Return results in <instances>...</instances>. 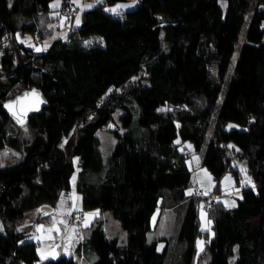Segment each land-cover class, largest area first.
Returning <instances> with one entry per match:
<instances>
[{
  "label": "trees",
  "instance_id": "trees-1",
  "mask_svg": "<svg viewBox=\"0 0 264 264\" xmlns=\"http://www.w3.org/2000/svg\"><path fill=\"white\" fill-rule=\"evenodd\" d=\"M50 1L0 0V152L7 147L18 154L16 162L0 165V264L36 263V245L15 225L32 214L41 221L37 207L53 206L67 193L73 158L82 210L107 213L125 233L119 246L100 221L93 223L74 249L86 264H264V0H138L118 18L102 7L128 0H101L65 39L36 53L15 35L35 31L26 18L45 12ZM247 14L245 42L216 112ZM89 37L100 44L84 47ZM17 87L39 89L47 103L28 118L30 139L11 131L19 128L1 109ZM229 122L243 128L227 132L236 148L208 135ZM113 123L125 131L112 130L115 142L104 164L95 134ZM185 142L201 153L216 182L230 173L239 184L235 164L243 161L255 186L242 188L234 208L221 197L205 208L212 231L206 263L196 249L203 232L195 204L222 191L187 193ZM152 161H167L175 171L147 174ZM176 209L183 218L174 249L170 237H150L162 215ZM40 264L77 263L58 257Z\"/></svg>",
  "mask_w": 264,
  "mask_h": 264
},
{
  "label": "rangeland",
  "instance_id": "rangeland-1",
  "mask_svg": "<svg viewBox=\"0 0 264 264\" xmlns=\"http://www.w3.org/2000/svg\"><path fill=\"white\" fill-rule=\"evenodd\" d=\"M9 3L11 0H7ZM138 0H128L125 2H118L111 5L103 6V12L112 17L118 18L124 12L130 11L136 7ZM53 4H58V7H52ZM66 7L61 8L62 0H51L48 3L47 10L45 12L39 13L36 16L26 18V23H33L36 27L35 31L17 33L15 39L17 42L22 44L24 47L32 49L36 53L43 52L48 47L50 42L54 39H65L71 30H74L80 25L81 15L84 11L90 10L97 5L101 4V0H67ZM220 5L225 9L226 3L220 1ZM90 6V7H89ZM115 9V11H111ZM250 22V14H247L244 20V24L240 31L238 42L235 45L234 53L231 57L230 64L226 73L225 81L220 91L217 103L216 112L221 106V103L225 96L226 85L230 79L233 72V68L237 61L239 52L243 43L245 42V33ZM66 24L68 29L64 30L62 28L63 24ZM264 26V23H263ZM1 40L0 44H4ZM84 47H88L93 44H100V41L96 37H89L82 42ZM37 49H40L37 51ZM20 89L14 88L12 93H17ZM119 113L115 114V123L117 125V116ZM115 123L110 124L108 129L105 131L97 130L96 137L98 139V149L101 154L103 163L105 164L112 146L115 142V137L112 132L113 129H117L119 133H123L125 130L118 128ZM116 126V127H115ZM224 130H210L208 135L215 134L227 141V145L230 148H236L232 141L228 140L227 132L232 129L243 130L240 125L236 123L229 122L225 125ZM13 133H16L21 139H30L32 137L31 131L26 127H20L16 129L10 127ZM73 135L62 141V147L66 146V143L72 138ZM180 150L184 151L187 157V164L190 170V186L187 193H190L191 189H197L200 196L205 197L216 193L217 191L224 192V195L219 199L225 207L234 208L237 206L238 201L242 197V188L250 187L255 188L252 178L246 172V167L243 161L236 162V167L240 174V183L238 184L235 177L230 173L224 175L219 182L213 179L210 171L202 165L201 163V153H195L193 151V146L190 142H185L180 146ZM18 159V154L7 147L3 148L0 152V165H10L16 162ZM161 162V161H160ZM163 161V163H156L154 166L153 173L156 174H167L169 173V166ZM75 159L73 158V166L75 171L70 177V188L65 194H61L56 200L55 204L52 206L53 212L41 221L34 222V214L27 215L25 219L17 222L15 225V230L24 232L27 236L24 238L25 241H31L36 245L35 250L38 251V259L35 264H40L48 259H56L61 257L63 262L72 263L74 258H76V253L74 249L78 243L76 236L85 237L90 229V226L100 221L102 223V230L105 232L107 237H114L117 239L119 246L125 243V233L120 228L117 221H115L107 213H101L96 209L83 211L81 208V198L79 193L75 188L76 180V170ZM149 166V165H148ZM149 169V167H148ZM148 171V170H147ZM200 208L198 209L199 216V230L203 234L196 238V249L198 257L201 256V263H206L209 261L210 255L205 252L206 242L212 236L211 222L208 217V212L203 207L204 199L198 201ZM235 206H230V205ZM73 214V223L69 224L68 219L70 215ZM158 217V212L154 215V220ZM183 214L179 213L177 209L175 211H166L158 225V228L153 232L150 238L159 237H170L174 240L177 237ZM155 222V221H154ZM2 226L0 224V231ZM159 243V248L161 250L162 243ZM198 242H200L198 244ZM175 240L172 243V247L176 248ZM36 251V252H37ZM232 263L235 258L231 259ZM85 264V263H80Z\"/></svg>",
  "mask_w": 264,
  "mask_h": 264
},
{
  "label": "water",
  "instance_id": "water-1",
  "mask_svg": "<svg viewBox=\"0 0 264 264\" xmlns=\"http://www.w3.org/2000/svg\"><path fill=\"white\" fill-rule=\"evenodd\" d=\"M47 105L41 91L35 87L22 89L5 99L1 105L2 112L11 123L20 128L27 124L32 114H38ZM40 218H46L53 212L51 205H40L36 209Z\"/></svg>",
  "mask_w": 264,
  "mask_h": 264
},
{
  "label": "built area",
  "instance_id": "built-area-1",
  "mask_svg": "<svg viewBox=\"0 0 264 264\" xmlns=\"http://www.w3.org/2000/svg\"><path fill=\"white\" fill-rule=\"evenodd\" d=\"M62 28L64 30L68 29V27H67V25L65 23L63 24ZM101 130L103 131V129H101ZM191 195L194 196V197H202V196H200L199 191L197 189H193L192 192H191ZM223 195H224V192H222L218 196H211V197H207V198H201V199H204L203 207L204 208H208L209 206H211L216 200H218ZM195 208H197V209L200 208L199 203L195 204ZM73 218H74V216H73V214H71L67 223H69V224L73 223ZM76 238H77L76 240L78 242H81L83 240V237L76 236Z\"/></svg>",
  "mask_w": 264,
  "mask_h": 264
},
{
  "label": "crops",
  "instance_id": "crops-1",
  "mask_svg": "<svg viewBox=\"0 0 264 264\" xmlns=\"http://www.w3.org/2000/svg\"><path fill=\"white\" fill-rule=\"evenodd\" d=\"M156 163H158L157 161H152V162H150V164H148L149 166V169H148V167H147V164H146V170H145V172H147V174H154L153 173V171H154V166L156 165ZM147 169H148V171H147ZM175 171V168L173 167V169H172V171L171 172H174ZM149 237H150V235H149ZM37 251V250H36ZM74 253H76L75 251H74ZM36 255H37V259H38V256H39V254H38V251L36 252ZM77 255V254H76ZM58 258V257H57ZM56 258V259H57ZM48 260H55V259H48ZM74 262H76L77 264H80V263H85L86 264V260H85V258H84V256H82V255H79V257L77 258H74Z\"/></svg>",
  "mask_w": 264,
  "mask_h": 264
},
{
  "label": "snow or ice",
  "instance_id": "snow-or-ice-1",
  "mask_svg": "<svg viewBox=\"0 0 264 264\" xmlns=\"http://www.w3.org/2000/svg\"><path fill=\"white\" fill-rule=\"evenodd\" d=\"M59 5L58 4H53L52 7H58ZM90 7V6H89ZM111 11H115V9H112ZM40 49H37V51H39ZM230 206H235L234 204L233 205H230ZM200 242H198L199 244Z\"/></svg>",
  "mask_w": 264,
  "mask_h": 264
}]
</instances>
